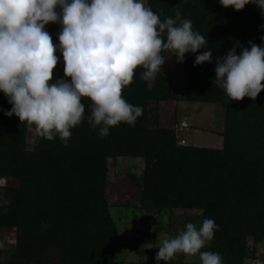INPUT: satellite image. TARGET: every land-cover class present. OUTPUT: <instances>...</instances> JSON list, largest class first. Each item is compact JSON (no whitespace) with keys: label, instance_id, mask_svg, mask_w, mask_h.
Returning a JSON list of instances; mask_svg holds the SVG:
<instances>
[{"label":"trees","instance_id":"obj_1","mask_svg":"<svg viewBox=\"0 0 264 264\" xmlns=\"http://www.w3.org/2000/svg\"><path fill=\"white\" fill-rule=\"evenodd\" d=\"M146 6L162 20L181 11L205 35L214 56L237 43L247 47L249 40L259 45L264 35V15L254 4L238 11L218 0H147ZM193 62L194 55L185 54L181 99L222 108L220 147L177 145L174 129L163 124L156 107L170 99L163 75L158 72L153 85L140 78L139 66L122 97L140 105L143 114L134 126L111 127L104 138L89 125L86 107L67 145L59 135L52 140L40 135L27 149V122L3 114L11 105L0 93V179L17 182L0 186V228L16 230L8 264H119L117 225L106 197L107 158L129 156L144 161L142 175L133 176L140 184L141 210L157 215L199 210L200 223L212 218L218 225L210 247L201 251L219 252L223 264H243L254 256L248 240L264 242V89L254 100L225 105L222 90L212 84L214 62ZM62 76L63 63L54 80Z\"/></svg>","mask_w":264,"mask_h":264},{"label":"clouds","instance_id":"obj_2","mask_svg":"<svg viewBox=\"0 0 264 264\" xmlns=\"http://www.w3.org/2000/svg\"><path fill=\"white\" fill-rule=\"evenodd\" d=\"M218 2L237 11L254 4L264 15V0ZM49 22L60 26L58 43L46 30ZM260 41L249 40L247 47L237 43L214 56L191 19L177 10L162 20L145 0H0V93L11 105L3 114L35 126L48 140L59 135L67 145L70 129L82 123L87 107L89 125L104 138L111 127L134 126L143 114L140 105L122 97L134 70L139 66L141 79L154 80L166 59L175 56L183 63L188 53L194 55L193 66L214 62L212 84L222 90L225 105L244 97L254 100L264 89V35ZM61 60L63 76L53 80ZM217 228L212 218L199 227L187 222L162 241L157 264L171 262L177 253L198 254L200 264H223L219 252L201 251L210 247Z\"/></svg>","mask_w":264,"mask_h":264},{"label":"rangeland","instance_id":"obj_3","mask_svg":"<svg viewBox=\"0 0 264 264\" xmlns=\"http://www.w3.org/2000/svg\"><path fill=\"white\" fill-rule=\"evenodd\" d=\"M147 5V0H145ZM53 23H49L50 27ZM46 25V30L49 29ZM55 26L57 24L55 23ZM51 31V30H48ZM57 32H51L53 43H58ZM57 56L60 53L57 51ZM169 55L167 50L163 53ZM62 60L53 69V80L62 67ZM184 63V62H183ZM183 63L176 61L175 56L166 59L161 66L164 83L170 99L162 100L156 107L163 114L162 122L173 128L176 133V144H193L206 147L222 145L221 130L223 127V110L212 103L186 102L181 99ZM155 84L154 80H150ZM50 83V81H49ZM35 126L27 123L25 146L33 149L39 139ZM182 141L183 144H182ZM144 161L141 157L107 158L106 197L110 204V213L117 225V243L115 260L119 264H153L155 254L165 238L175 236L183 230L187 222L199 227L196 209H170L160 214H152L139 208L140 184L136 177L143 173ZM133 176H136L135 178ZM14 180L0 179V186L15 185ZM1 195V193H0ZM16 230L0 228V264L10 262L15 247ZM248 247L254 249V256L246 258L243 264H264V242L254 243L248 240ZM146 257V259H144ZM163 261V260H161ZM199 255L177 253L167 264H198Z\"/></svg>","mask_w":264,"mask_h":264},{"label":"crops","instance_id":"obj_4","mask_svg":"<svg viewBox=\"0 0 264 264\" xmlns=\"http://www.w3.org/2000/svg\"><path fill=\"white\" fill-rule=\"evenodd\" d=\"M49 23H52V22H49ZM48 25H49V24H48ZM49 27H50V25H49ZM59 27H60V26H59L58 24H57V26H55V23H53L52 26H51L49 29H47V31H48V30H51V31H48V32H49V33H51V32H54V33H55L56 31H59Z\"/></svg>","mask_w":264,"mask_h":264},{"label":"built area","instance_id":"obj_5","mask_svg":"<svg viewBox=\"0 0 264 264\" xmlns=\"http://www.w3.org/2000/svg\"><path fill=\"white\" fill-rule=\"evenodd\" d=\"M184 141H182V144H183Z\"/></svg>","mask_w":264,"mask_h":264}]
</instances>
